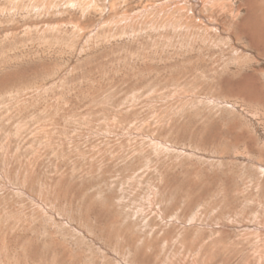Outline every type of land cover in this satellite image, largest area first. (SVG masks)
<instances>
[{
	"label": "rangeland",
	"instance_id": "1",
	"mask_svg": "<svg viewBox=\"0 0 264 264\" xmlns=\"http://www.w3.org/2000/svg\"><path fill=\"white\" fill-rule=\"evenodd\" d=\"M0 264H264V0H0Z\"/></svg>",
	"mask_w": 264,
	"mask_h": 264
},
{
	"label": "bare ground",
	"instance_id": "2",
	"mask_svg": "<svg viewBox=\"0 0 264 264\" xmlns=\"http://www.w3.org/2000/svg\"><path fill=\"white\" fill-rule=\"evenodd\" d=\"M245 240V239H244Z\"/></svg>",
	"mask_w": 264,
	"mask_h": 264
}]
</instances>
